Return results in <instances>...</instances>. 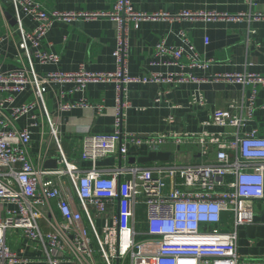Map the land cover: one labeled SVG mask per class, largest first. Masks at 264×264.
Masks as SVG:
<instances>
[{
	"label": "built area",
	"instance_id": "obj_1",
	"mask_svg": "<svg viewBox=\"0 0 264 264\" xmlns=\"http://www.w3.org/2000/svg\"><path fill=\"white\" fill-rule=\"evenodd\" d=\"M12 4L21 37L20 59H25L28 65L0 70V92L13 94L0 99V264L35 261L9 248L6 234L13 228L21 229L28 241L39 243L49 264H239L237 227L251 220L249 203L264 199V136L256 130L244 134L237 130L231 133L166 131L141 136L125 129L127 109L131 106L128 89L132 83L177 85L228 80L264 86V76L257 73H223L205 78L192 72L155 71L140 77L129 73L127 58L132 24L139 28L141 21L147 19L234 17L192 11L178 15L148 14L137 11L132 0H117L114 10L108 13L49 11L34 0H12ZM26 17L36 23L31 31L24 28ZM82 17H109L116 22L117 45L113 53L116 70L89 71L82 66L74 72L38 73L36 61L50 64L59 60L57 54L42 45L53 23ZM181 36L183 43L179 45L167 44L165 40L158 42L155 57H167L163 63L166 65L183 66L182 59L186 56L189 67H208L211 60L199 59L187 34L182 32ZM4 39L0 30V45ZM205 43H209L208 37ZM158 64L156 60L151 62ZM101 82L116 85L115 131L86 134L81 158L70 159L62 149L45 94L53 84H72V92H85L90 83ZM31 85L36 99L13 106L14 94ZM256 92L254 89L252 99ZM60 100L61 110L83 105L95 107L100 113L107 109L103 102L93 106L85 99L80 103ZM191 103L202 104L203 98L194 93ZM39 105L58 147L56 167L36 166L32 159L31 128L38 124L39 115L34 113L27 127L13 124ZM5 109L10 112L6 113ZM252 111L253 101L247 115L233 112L232 108L217 109L209 124L239 129ZM167 142L195 144L203 158L209 156L210 146L215 145L216 159L193 163L181 154L180 158L154 161L152 165L128 161L131 143L147 144L157 151L163 150ZM110 156H119L114 167L98 165L101 159ZM84 162H90L91 166L85 167ZM166 178L171 180L169 185ZM225 212L233 214L235 230L221 228ZM139 236L145 238L139 240Z\"/></svg>",
	"mask_w": 264,
	"mask_h": 264
},
{
	"label": "crops",
	"instance_id": "obj_2",
	"mask_svg": "<svg viewBox=\"0 0 264 264\" xmlns=\"http://www.w3.org/2000/svg\"><path fill=\"white\" fill-rule=\"evenodd\" d=\"M49 11L74 13H108L114 10L117 0H34ZM137 11L153 14L166 12L178 15L184 11L195 13L228 14L234 18L206 19L204 17L141 21L140 27L132 24L129 35L128 70L132 76H147L152 72H192L199 77H210L223 73H257L264 76V0H132ZM12 0H0V30L5 39L0 45V70L7 71L28 65L20 59V31L12 18ZM26 31L35 28L36 23L26 17L23 21ZM116 22L109 17L79 18L73 21L58 20L53 23L43 39V48L59 56L56 63L35 62L38 73L50 71L74 72L84 66L89 71H114L117 68L114 50L117 45ZM186 33L195 46L199 59L211 60L206 68L189 67V58L182 59L183 66L163 64L167 57H155V45L165 40L167 44L179 45L181 33ZM205 37L209 43H205ZM160 64L151 65L152 61ZM257 90L254 99L253 92ZM72 84H53L46 94L45 101L55 123L61 146L70 159H80L83 138L86 134H113L114 107L116 105L115 83H90L85 92H72ZM64 93V96L62 95ZM203 98L202 104H192L193 94ZM11 93L0 92V99ZM12 104L22 105L34 101V87L14 94ZM131 106L126 113L125 129L136 135H149L162 132L173 133H218L234 132L240 134L258 131L264 136V86L254 83H239L228 80L216 82H189L174 85L155 83H132L128 89ZM80 103L85 99L89 105L103 102L107 109L98 112L95 107L77 106L61 110L60 103ZM159 99V101H156ZM253 101V111L246 124L239 129L209 124L217 109H230L247 115ZM6 113L10 109L4 110ZM39 115L38 124L33 126L30 151L36 166H46L47 161L55 165L59 154L58 147L51 136L49 123L39 105L33 112L15 120L16 127L24 128L31 124V116ZM173 119L170 121V119ZM195 144L176 145L167 142L162 149L171 153V160L191 158L193 163L215 161L217 146L211 145L209 156L201 157ZM152 151L150 145L128 146V161L138 160ZM180 154V155H179ZM190 156V157H189ZM119 156H110L98 162L102 167H114ZM90 167V162L83 163ZM57 165V164H56ZM168 185L170 179L166 178ZM170 187V186H169ZM168 187V189H169ZM251 220L237 227V250L239 264H264V199H254L249 203ZM221 228L235 230L234 217L230 212L223 213ZM142 226V225H140ZM144 228V226H143ZM14 230V232H13ZM9 231V230H8ZM7 231V233H8ZM21 229H11L12 242L6 243L13 251L32 257V264H49L44 257L42 246L28 241Z\"/></svg>",
	"mask_w": 264,
	"mask_h": 264
},
{
	"label": "water",
	"instance_id": "obj_3",
	"mask_svg": "<svg viewBox=\"0 0 264 264\" xmlns=\"http://www.w3.org/2000/svg\"><path fill=\"white\" fill-rule=\"evenodd\" d=\"M9 16L12 18V21L15 24L16 19L12 17L11 15ZM171 153L166 152L164 150L151 151L147 156L142 157L138 161L141 163L154 162V161H169L171 159ZM56 164H57V161H55V165H52L51 161H47L45 167L47 168L56 167L57 166Z\"/></svg>",
	"mask_w": 264,
	"mask_h": 264
},
{
	"label": "rangeland",
	"instance_id": "obj_4",
	"mask_svg": "<svg viewBox=\"0 0 264 264\" xmlns=\"http://www.w3.org/2000/svg\"><path fill=\"white\" fill-rule=\"evenodd\" d=\"M13 232H14V230H13ZM21 232H22V231H21ZM144 238H145V237H143V236H139V237H138L139 240H142V239H144ZM7 239H8V242H9V243L12 242L11 230H9L8 233H7ZM100 264H104V263H100Z\"/></svg>",
	"mask_w": 264,
	"mask_h": 264
}]
</instances>
